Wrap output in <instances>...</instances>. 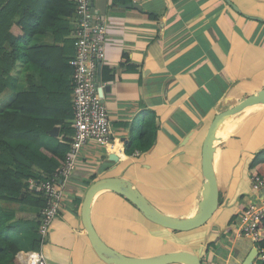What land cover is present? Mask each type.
Listing matches in <instances>:
<instances>
[{"label":"crops","instance_id":"obj_1","mask_svg":"<svg viewBox=\"0 0 264 264\" xmlns=\"http://www.w3.org/2000/svg\"><path fill=\"white\" fill-rule=\"evenodd\" d=\"M120 1L107 2L106 57L98 72L104 84L98 91L116 149L107 151L93 142L83 145L42 243L35 222L18 225L7 236L18 253L32 251L37 244L46 264H106L92 249L80 216L86 189L100 178H126L164 213L192 215L201 198V148L211 121L264 87V0ZM131 2L139 8L127 6ZM65 28L68 31L57 39L50 31L33 38L30 47L60 48L50 60L54 71L49 85L65 93L70 109L72 69L61 60L68 63L74 54L73 16L66 18ZM29 77L35 86L41 85L28 68L20 73L18 90L27 88ZM13 94L12 86L0 94V108ZM144 119L158 122L146 151L138 147ZM228 123L232 129L224 132L214 157L219 205L206 224L183 232L149 224L124 197L105 190L94 197L91 211L100 238L133 257L189 250L199 253L202 264H243L254 244L235 235L237 221L230 224L232 232L226 229L239 204L257 197L248 168L264 148V105ZM57 127L61 139L64 133ZM2 206L8 210L13 205ZM199 232L200 241L190 239ZM23 244L27 251L20 248Z\"/></svg>","mask_w":264,"mask_h":264},{"label":"trees","instance_id":"obj_2","mask_svg":"<svg viewBox=\"0 0 264 264\" xmlns=\"http://www.w3.org/2000/svg\"><path fill=\"white\" fill-rule=\"evenodd\" d=\"M74 11V0H0V94L8 86L15 92L0 108V264H21L16 256L19 248L7 236L18 225H39L45 200L35 183L49 177L69 149L67 137L72 133L73 109L71 112L72 106H67L65 93L49 85L50 73L54 71L50 60L61 52L60 48H32L30 43L48 31L55 39L66 33V18L74 16ZM61 63L70 67L67 61ZM28 68L37 73L41 85L35 86L29 77L27 88L18 90L20 73ZM144 120L138 136L142 151L151 147L158 127L157 119ZM57 125L64 133L61 139L49 133ZM248 172L264 178V148L254 155ZM2 203L13 206L6 210ZM245 205L240 203L231 216L228 232H232L230 224H235ZM26 207L33 211L19 210ZM260 228L257 244L264 250V221ZM38 247L34 244L31 250L37 251Z\"/></svg>","mask_w":264,"mask_h":264},{"label":"built area","instance_id":"obj_3","mask_svg":"<svg viewBox=\"0 0 264 264\" xmlns=\"http://www.w3.org/2000/svg\"><path fill=\"white\" fill-rule=\"evenodd\" d=\"M74 4V54L68 60L72 69V136L62 163L49 177L37 183L45 200L38 225L41 243L59 213L67 181L76 168L83 145L93 142L107 151L116 149L107 107L98 91L100 86H104L98 81V72L106 57L104 44L107 24L98 13L92 11V0H74ZM249 180L251 190L257 197L246 203L237 219L234 233L236 236L249 238L257 248V255L249 264H263L264 250L257 242L260 223L264 221V178L251 176ZM17 258L21 264H46L41 249L17 253Z\"/></svg>","mask_w":264,"mask_h":264},{"label":"water","instance_id":"obj_4","mask_svg":"<svg viewBox=\"0 0 264 264\" xmlns=\"http://www.w3.org/2000/svg\"><path fill=\"white\" fill-rule=\"evenodd\" d=\"M107 2L108 0H92V11L98 13L103 18ZM127 6L139 8L134 2L127 4ZM259 104L264 105V87L214 116L202 143L201 174L203 181L201 198L192 215L175 216L164 213L149 201L134 183L123 177H106L92 182L84 193L80 216L89 243L97 257L106 264H202L199 253L189 250H175L158 255L133 257L110 247L100 238L92 224L91 211L93 199L101 191H113L135 205L146 220L163 228L183 232L203 226L211 219L219 205V185L214 157L224 132L217 134L218 128L225 120L234 119L249 109V106ZM58 131L59 128L55 126L49 133L57 136ZM111 158L112 160H116L115 156ZM256 255L257 248L254 246L243 264H249Z\"/></svg>","mask_w":264,"mask_h":264},{"label":"bare ground","instance_id":"obj_5","mask_svg":"<svg viewBox=\"0 0 264 264\" xmlns=\"http://www.w3.org/2000/svg\"><path fill=\"white\" fill-rule=\"evenodd\" d=\"M259 105H262V104H259ZM259 105H255V106H249L248 108L249 109H253V108H256L257 106ZM228 122H231V119H227L225 120V122H223L220 127L218 128V131H217V134H221L222 132H226V133H229L230 130L232 129V126L228 123ZM232 133V132H231ZM219 148V147H218Z\"/></svg>","mask_w":264,"mask_h":264},{"label":"rangeland","instance_id":"obj_6","mask_svg":"<svg viewBox=\"0 0 264 264\" xmlns=\"http://www.w3.org/2000/svg\"><path fill=\"white\" fill-rule=\"evenodd\" d=\"M10 95V94H9ZM62 202V201H61ZM60 206H61V203H60ZM60 209V208H59ZM149 224H153L152 222H148ZM156 225V224H155ZM202 237V235H201V233L199 232V233H196L195 235H193V236H191V240H193L194 242L195 241H200V238ZM21 249H22V251H27V249H28V246L27 245H25V244H23L21 247H20Z\"/></svg>","mask_w":264,"mask_h":264}]
</instances>
